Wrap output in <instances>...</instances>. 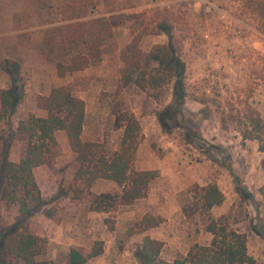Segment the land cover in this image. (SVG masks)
Listing matches in <instances>:
<instances>
[{
  "label": "rangeland",
  "instance_id": "obj_1",
  "mask_svg": "<svg viewBox=\"0 0 264 264\" xmlns=\"http://www.w3.org/2000/svg\"><path fill=\"white\" fill-rule=\"evenodd\" d=\"M0 10L9 15L0 36V90L13 85L5 59L20 63L17 90L24 86L14 115L0 119V231L20 218L2 171L5 159L20 163L26 154L18 124L46 116L38 97L64 86L86 101V141L114 152L137 121L132 168L158 176L145 198L126 203L116 182L77 178V155L66 132H57L60 149L34 170L43 200L40 210L31 203L30 223L40 228L30 230L42 238L38 260L64 262L71 249L100 241L104 254L91 264H144L150 237L162 243L158 260L196 264L191 252L212 243L208 227L217 222L244 238L249 256L264 264V131L250 122L257 113L264 119V21L255 0H0ZM164 28L186 62L180 106L155 59L169 42ZM124 53L138 81L127 88ZM75 60L88 65L60 76L59 64ZM166 108L169 131L158 119ZM209 186L220 193L213 206Z\"/></svg>",
  "mask_w": 264,
  "mask_h": 264
},
{
  "label": "trees",
  "instance_id": "obj_2",
  "mask_svg": "<svg viewBox=\"0 0 264 264\" xmlns=\"http://www.w3.org/2000/svg\"><path fill=\"white\" fill-rule=\"evenodd\" d=\"M255 2L258 14L264 21V0H255ZM164 31L169 37V42L160 48V55L155 59L159 64L158 71L166 75L173 83L174 95L178 106H180L185 103L187 96L186 62L180 56L181 48L178 46L173 32L167 28H164ZM123 57L125 67L121 70V87L127 88L132 84H138V81L134 79V61L127 57L126 53ZM87 65L88 62L81 64L76 60L69 66L60 63L59 74L65 76L69 72L82 70ZM2 66L8 70L13 79L11 88L0 90V119L4 120L16 112L18 104L23 99L24 86H21L20 91L17 90L16 77L19 78L21 73L19 62L5 59ZM262 71L264 73V65ZM154 84H157L156 79ZM37 105L39 109L47 112V116L40 117L33 114L28 120L20 121L16 130L20 140L27 144L25 156L20 163L5 159L2 164L6 182L5 189L13 192L8 201L20 205V218L13 225L4 227L0 231V264H86L104 253L102 242H97L93 249L85 247L71 249L66 263L52 260L41 261L37 259L39 255L37 248L41 244L42 238L30 230L31 225L40 228L39 223H34V221L30 223L31 203H34L39 210L43 205L34 170L47 164L60 149L56 133L66 132L70 147L77 155L80 164L77 178L84 177L89 184L100 179L116 182L122 188L121 198L126 203L145 198L151 183L158 175L156 171L132 168L133 156L141 136V129L137 121L135 122L137 129L132 133H129L128 129L125 130L120 148L111 152L101 142L83 139L87 104L84 99L75 96L66 87H57L52 90L50 95L39 96ZM171 113L172 110L166 108L158 116L159 122L165 130L171 129L166 118ZM120 121L123 122L121 119ZM250 122L264 131V119L260 113L251 118ZM255 139L262 142L260 135ZM231 173L234 177L236 176L233 170ZM22 191L24 196L18 199L17 196ZM35 191L39 193L40 197H35ZM206 191L209 206L220 202L218 197L220 193L216 187L209 186ZM45 214L49 218L53 216L49 211ZM208 230L213 235L212 243L198 248L196 253L191 252L190 256L196 264H256L248 254L247 242L244 238L234 231L228 232L217 222L209 225ZM161 252L162 243L148 237L142 246L141 260L144 264H171L158 260ZM174 264L184 263L176 261Z\"/></svg>",
  "mask_w": 264,
  "mask_h": 264
},
{
  "label": "crops",
  "instance_id": "obj_3",
  "mask_svg": "<svg viewBox=\"0 0 264 264\" xmlns=\"http://www.w3.org/2000/svg\"><path fill=\"white\" fill-rule=\"evenodd\" d=\"M8 13H6L5 11H1L0 10V36L3 35V34H6L8 32ZM52 92V91H51ZM50 95V94H48ZM48 95H42V96H48ZM41 96V95H40ZM37 108H38V105H37ZM39 109V108H38ZM42 110V109H41ZM44 112H46L45 110H43ZM47 114V112H46ZM47 116V115H46ZM46 116H40V117H46ZM61 132V131H59ZM104 254V253H103ZM98 257V256H97ZM95 259V258H94ZM90 260L88 263L86 264H91L93 262V260ZM63 263H66V260L63 262Z\"/></svg>",
  "mask_w": 264,
  "mask_h": 264
}]
</instances>
